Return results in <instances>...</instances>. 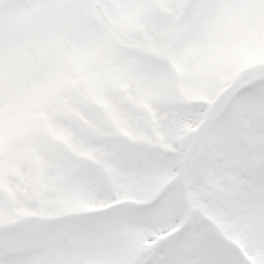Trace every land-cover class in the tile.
I'll return each instance as SVG.
<instances>
[{
    "label": "rangeland",
    "instance_id": "1",
    "mask_svg": "<svg viewBox=\"0 0 264 264\" xmlns=\"http://www.w3.org/2000/svg\"><path fill=\"white\" fill-rule=\"evenodd\" d=\"M74 1L78 3L76 6ZM160 1L173 7L172 11L181 12L183 20L178 29L182 32L177 35L174 56L184 80L185 101H205L200 106L181 107L184 99L175 93L172 96L159 69L147 65L144 59H124V53L113 51L115 46L110 38L107 40L105 30L77 22L75 9L83 7L87 11L94 9L96 17L122 35L132 32L127 30L129 20L134 29L140 24L146 29L134 36L137 54L143 57L145 52L161 57L166 50L162 53L155 47L164 48L168 29L153 25L144 0H0V99L10 97L8 110L0 111V186L15 193L17 206L25 214L36 209L32 200L22 197L20 183L8 178L9 168L22 172L29 186L38 182L33 199L39 204L40 188L42 216L60 217L66 211H85L105 204L111 200L113 187L121 195L148 201L155 194L152 193L155 185L172 176L173 168L177 167V161L140 153L139 149L130 148L127 156L122 155V151L117 152L119 147L94 140L75 129L65 116L69 112L84 115L92 124L99 116L76 100L78 96L65 77L79 83L78 89L86 92L78 72L85 74L92 83V93L107 102L115 97L112 86L129 84L132 97L137 98L142 108L157 110L154 130L149 132L145 117L124 106L119 112L108 103L109 113L119 120L129 141L131 138L137 142L132 137L139 141L146 138L152 146H167L181 160L207 104L232 82L233 72L245 64L251 74L263 71L258 66L264 64V0H190L193 2L190 10H182L187 0ZM46 20L53 24L47 26ZM33 26L39 29L38 33L34 34ZM46 26L47 31L61 33L57 38L60 48L52 53L47 50L49 57L43 59ZM156 35H163L164 41L156 42L160 41ZM17 48L22 50L15 53L24 49L31 57L29 69L24 64L15 68V57L9 50ZM74 66L79 70L75 72ZM50 93L53 98L59 95L66 105L61 107L58 98V104L47 100ZM27 106L33 110H27ZM43 115L51 125V138L64 142L84 159L95 158L97 164L62 163L55 150L52 156L44 154L47 144L43 125L32 120L43 119ZM112 124L107 133L117 135L114 121ZM203 133L187 162L190 203L218 221L225 233L238 238L256 264H264V84L251 93L235 95L219 107L207 133ZM5 155L17 163L3 164ZM174 185L170 196L147 213L131 216L115 213L63 223L58 230L49 227L51 235L40 227L43 235L32 229L36 238L32 239L33 234H29L32 240L25 234H17L14 244L3 237L0 246L24 251L41 245L43 251L30 258L34 262L31 264H125L160 232L175 228L182 221L181 198ZM13 218L6 200L0 198V223ZM192 218L184 234L162 248L150 264H230L226 252L217 249L205 234L199 218ZM18 230L15 233H24L25 228ZM61 235L74 242L71 251L63 250L58 241ZM52 241L58 244H49ZM51 252L57 256L52 257ZM10 264L27 261L13 260Z\"/></svg>",
    "mask_w": 264,
    "mask_h": 264
},
{
    "label": "clouds",
    "instance_id": "2",
    "mask_svg": "<svg viewBox=\"0 0 264 264\" xmlns=\"http://www.w3.org/2000/svg\"><path fill=\"white\" fill-rule=\"evenodd\" d=\"M168 195V191L167 189H162L160 190L158 193L155 194V202L156 203H161L163 202V200L167 197ZM25 228V230H28L30 227H38L37 225H33V226H23Z\"/></svg>",
    "mask_w": 264,
    "mask_h": 264
},
{
    "label": "bare ground",
    "instance_id": "3",
    "mask_svg": "<svg viewBox=\"0 0 264 264\" xmlns=\"http://www.w3.org/2000/svg\"><path fill=\"white\" fill-rule=\"evenodd\" d=\"M251 78V74H245V75H243L240 79H241V81H245V80H248V79H250ZM238 85V84H237ZM234 86V87H232V89H230L227 93H226V95L224 96V98H223V100L225 101V100H228L230 97H231V95L236 91V89H237V87L238 86Z\"/></svg>",
    "mask_w": 264,
    "mask_h": 264
}]
</instances>
